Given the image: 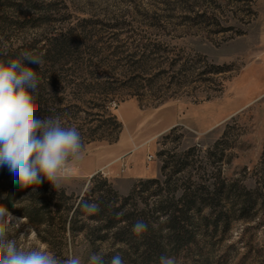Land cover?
<instances>
[{"label":"rangeland","instance_id":"374dc122","mask_svg":"<svg viewBox=\"0 0 264 264\" xmlns=\"http://www.w3.org/2000/svg\"><path fill=\"white\" fill-rule=\"evenodd\" d=\"M65 1L67 18L57 24L59 29L72 25L76 31L88 32L99 47H109V52L125 51L119 54L121 58L134 52L137 45L148 53L154 51L151 70L143 77L153 79L157 88L141 102L130 87L135 74L129 71L116 76L119 92L111 109L124 125L120 139L113 144L95 141L85 146L83 159L63 181L68 192L82 194L90 177L100 172L127 194L131 189L126 191L127 184L133 185L138 173L161 166L158 151L164 147L162 138L174 126L180 130L172 134L170 147L196 146L198 161L208 149L217 150L215 162H202L210 175L221 167L226 179L248 188L259 184L264 151V0ZM27 31L44 36L57 32L45 27ZM190 56L206 57L226 70L210 73L211 80L196 79L186 87L170 90L168 79L155 77L159 65ZM121 63H125L123 59ZM155 94L168 97L151 106ZM178 135H182L181 140L172 141ZM217 142L219 147H215ZM150 153L155 155L153 160H148ZM221 153L224 156L219 162ZM139 204L144 206L141 200ZM257 207L247 219L239 218L236 212L228 227L200 235L196 246L170 257L176 264H264V202ZM7 209L15 218H24L13 222L10 238L28 248L46 246L61 259L76 253L87 264L92 252L82 236L53 249L38 237L32 223ZM125 261L142 264L135 258Z\"/></svg>","mask_w":264,"mask_h":264},{"label":"trees","instance_id":"16d2710c","mask_svg":"<svg viewBox=\"0 0 264 264\" xmlns=\"http://www.w3.org/2000/svg\"><path fill=\"white\" fill-rule=\"evenodd\" d=\"M67 12L65 0H0V60L19 58L22 52L41 56V66L28 65L40 79L36 116H58L62 126H77L83 149L95 141L116 143L124 128L111 109V101L119 92L116 76L134 73L132 95L142 102L157 89L153 79L143 77L151 70L155 52L148 53L137 45L134 52L121 58L119 54L125 51L109 52V47H99L88 32L76 31L72 25L59 29L57 24L66 21ZM44 27L57 32L44 36L27 31ZM162 66L154 75L168 79V90L186 87L196 79L211 80L210 73L226 70L201 56ZM164 94H155L151 106L162 103L168 97ZM178 130L180 127L174 126L163 135L164 147L158 151L160 175L137 179L127 194L100 172L90 177L79 195L64 186L56 190L46 179L39 186L21 188L5 166L0 167V204L25 217L36 227L38 237L53 249L82 236L90 251L102 253L106 260L119 254L125 260L160 264L162 256L196 246L200 235L228 227L236 212L239 218H250V212L264 202V151L259 184L248 188L226 179L221 167L212 175L204 170L202 162H215L217 150L208 149L198 161L196 146L170 147L172 134ZM223 156L221 153L217 161ZM139 200L144 206L140 207ZM87 203H96L98 213L85 212ZM137 220L148 225L147 231H132Z\"/></svg>","mask_w":264,"mask_h":264},{"label":"clouds","instance_id":"9594fccd","mask_svg":"<svg viewBox=\"0 0 264 264\" xmlns=\"http://www.w3.org/2000/svg\"><path fill=\"white\" fill-rule=\"evenodd\" d=\"M29 64L41 66L42 57L22 52L19 58L0 60V167L6 166L14 183L21 188L39 186L46 179L59 190L70 169L83 159V138L77 126H62L58 116H36L40 79ZM83 208L88 214L99 211L96 203L84 204ZM22 220L0 204V264H85L76 253L61 259L46 246L28 248L10 238L13 222ZM147 228L143 220H137L132 231L142 234ZM20 239L23 241V234ZM87 264H126V261L116 254L106 262L102 253L93 252ZM160 264L176 261L162 256Z\"/></svg>","mask_w":264,"mask_h":264},{"label":"crops","instance_id":"0c3cea01","mask_svg":"<svg viewBox=\"0 0 264 264\" xmlns=\"http://www.w3.org/2000/svg\"><path fill=\"white\" fill-rule=\"evenodd\" d=\"M111 152V155H110V157H112L113 156V153H112V151H110ZM98 171V170H97ZM159 172H160V167H159V165H157L156 166V168L153 170V171H151V172H149V170L147 169H144L143 171H141L140 173H138V175L135 177V178H147V177H156V176H158L159 175ZM131 178V177H130ZM134 178V177H133ZM128 186H127V189H126V191L127 190H129L130 188H131V186H132V184H127Z\"/></svg>","mask_w":264,"mask_h":264},{"label":"built area","instance_id":"2783aa9c","mask_svg":"<svg viewBox=\"0 0 264 264\" xmlns=\"http://www.w3.org/2000/svg\"><path fill=\"white\" fill-rule=\"evenodd\" d=\"M154 158H155V155H154V154H151V153H150V154L148 155V160H153Z\"/></svg>","mask_w":264,"mask_h":264}]
</instances>
